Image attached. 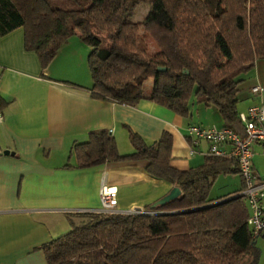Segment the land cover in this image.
<instances>
[{
  "label": "trees",
  "instance_id": "16d2710c",
  "mask_svg": "<svg viewBox=\"0 0 264 264\" xmlns=\"http://www.w3.org/2000/svg\"><path fill=\"white\" fill-rule=\"evenodd\" d=\"M61 1L0 0V34L21 26L24 48L42 67L75 34L89 46L93 96L127 104L148 98L182 116L192 98L213 105L223 124L243 135L237 81L264 57V0ZM142 3L146 13L134 19ZM127 138L133 151L120 154L106 129H91L71 144L75 166L143 158L149 176L179 193L143 206L146 212L79 213L68 230L38 246L47 264L257 263L243 184L214 201L208 197L218 174L238 172L235 158L206 154L198 165L177 169L169 163L168 131L146 142L128 129Z\"/></svg>",
  "mask_w": 264,
  "mask_h": 264
},
{
  "label": "crops",
  "instance_id": "0c3cea01",
  "mask_svg": "<svg viewBox=\"0 0 264 264\" xmlns=\"http://www.w3.org/2000/svg\"><path fill=\"white\" fill-rule=\"evenodd\" d=\"M88 51L73 34L42 67L36 53L24 48L21 26L0 34V96L5 100L0 106V264H47L38 246L68 230L79 213L98 209L101 183L115 187L120 210L150 204L173 186L149 176L143 158L75 166L71 144L85 140L91 129H106L120 154L133 151L128 129L146 142L168 131L169 163L187 169L202 162L208 147L205 139L191 142L187 125L223 124L213 105L193 99L182 116L148 98L127 104L93 96ZM255 83L263 87L261 94L250 92ZM236 94L239 113L252 104L264 106V57L238 76ZM250 149L254 177L264 181V140L253 141ZM241 186L237 171L220 173L208 197L214 201ZM259 196L264 211V187ZM255 244L256 264H264V227Z\"/></svg>",
  "mask_w": 264,
  "mask_h": 264
},
{
  "label": "built area",
  "instance_id": "2783aa9c",
  "mask_svg": "<svg viewBox=\"0 0 264 264\" xmlns=\"http://www.w3.org/2000/svg\"><path fill=\"white\" fill-rule=\"evenodd\" d=\"M249 90L253 94H261L263 87L252 84ZM243 126V135H239L228 126L222 124L202 125L199 123H189L186 127L187 133L191 137V142L195 144L198 139H205L208 142L207 154L214 156L229 155L235 158L238 174L242 180L243 195L247 207L246 224L250 228L251 235H258L264 227V211L260 201V190L264 187V181L254 177L251 169V149L253 141L264 140V106L262 103L252 104L247 107L246 113H239ZM2 112L0 110V121ZM229 145L227 150L224 145ZM100 206L97 211L105 212H146L142 207H131L120 210L116 208V189L101 183L98 189ZM89 211V210H88Z\"/></svg>",
  "mask_w": 264,
  "mask_h": 264
},
{
  "label": "rangeland",
  "instance_id": "374dc122",
  "mask_svg": "<svg viewBox=\"0 0 264 264\" xmlns=\"http://www.w3.org/2000/svg\"><path fill=\"white\" fill-rule=\"evenodd\" d=\"M52 1V3L53 4H55V3H57V4H60V3H62V1L61 0H51ZM63 4V3H62ZM146 10H147V5H146V3H142V4H140V5H138V7H137V9H136V13H135V15H134V19H140L145 13H146ZM99 35H100V37H104V34L101 32V33H99ZM102 44H105V40L102 42ZM149 45L150 46H152V43L150 42L149 43ZM149 83H150V81H147L146 82V85H149ZM190 100H192V98H190L189 99V101ZM221 176V175H220ZM218 178H220V177H218ZM218 180V179H217ZM215 181V183H214V185H213V189L214 188H216L215 186L216 185H218V182L219 181ZM228 182V181H227ZM226 182V183H227ZM229 183V182H228ZM212 189V190H213ZM209 195H211V191L209 192Z\"/></svg>",
  "mask_w": 264,
  "mask_h": 264
},
{
  "label": "water",
  "instance_id": "95a60500",
  "mask_svg": "<svg viewBox=\"0 0 264 264\" xmlns=\"http://www.w3.org/2000/svg\"><path fill=\"white\" fill-rule=\"evenodd\" d=\"M158 69H163L162 66H159ZM179 188L177 186H172L165 194L154 200L153 202L150 203V207L156 205V204H161L165 202L166 200L176 196L179 193ZM135 208H139V206H135Z\"/></svg>",
  "mask_w": 264,
  "mask_h": 264
}]
</instances>
